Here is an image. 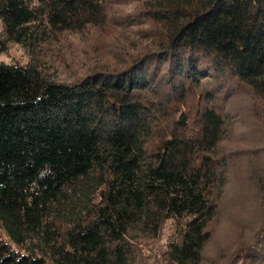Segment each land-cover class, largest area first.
<instances>
[{
	"label": "trees",
	"instance_id": "16d2710c",
	"mask_svg": "<svg viewBox=\"0 0 264 264\" xmlns=\"http://www.w3.org/2000/svg\"><path fill=\"white\" fill-rule=\"evenodd\" d=\"M14 45L0 264H204L235 137L264 213V0H0ZM226 264H264V215Z\"/></svg>",
	"mask_w": 264,
	"mask_h": 264
},
{
	"label": "rangeland",
	"instance_id": "374dc122",
	"mask_svg": "<svg viewBox=\"0 0 264 264\" xmlns=\"http://www.w3.org/2000/svg\"><path fill=\"white\" fill-rule=\"evenodd\" d=\"M133 5L128 6V9ZM26 59L22 49L14 45L9 54H0V60L10 61ZM244 130L238 126V134ZM232 146L242 150L229 161L227 183L224 191L223 210L211 240L204 249V264H226L229 256L239 246L251 240L261 226L263 206L257 180L260 173L259 161L254 152L255 142L235 137ZM262 175V174H261ZM172 223L165 225L162 232V244L172 233Z\"/></svg>",
	"mask_w": 264,
	"mask_h": 264
}]
</instances>
